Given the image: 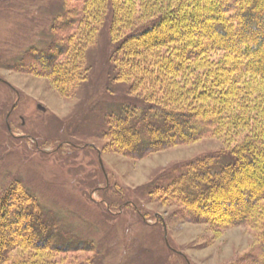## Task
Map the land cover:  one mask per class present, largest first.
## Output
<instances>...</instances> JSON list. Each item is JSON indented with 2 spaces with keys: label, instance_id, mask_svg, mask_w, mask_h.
Masks as SVG:
<instances>
[{
  "label": "trees",
  "instance_id": "trees-1",
  "mask_svg": "<svg viewBox=\"0 0 264 264\" xmlns=\"http://www.w3.org/2000/svg\"><path fill=\"white\" fill-rule=\"evenodd\" d=\"M134 1L67 0L53 21L52 41L30 48L19 65L9 67L41 73L70 91L88 75L87 47L106 28L115 80L136 92L140 104L124 106L104 136L112 149L136 160L219 133L235 109L237 117L229 118L235 136L237 129L247 131L242 142L225 156L189 163L181 176L148 194L164 205L176 203L190 223L219 230L257 227L260 254L251 264H264V93L258 87L264 85V0ZM179 17L176 33L162 29ZM198 23L202 30L196 31ZM48 217L20 182L0 193V264H46L13 259L18 248L60 254L94 248L66 237Z\"/></svg>",
  "mask_w": 264,
  "mask_h": 264
},
{
  "label": "rangeland",
  "instance_id": "rangeland-1",
  "mask_svg": "<svg viewBox=\"0 0 264 264\" xmlns=\"http://www.w3.org/2000/svg\"><path fill=\"white\" fill-rule=\"evenodd\" d=\"M66 2L0 0V193L20 182L66 237L81 238L94 248L67 254L18 248L11 253L13 259L30 257L46 264H251L260 254L257 227L219 230L190 223L176 203L164 205L158 195L148 194L181 176L189 163L217 153L225 156L242 142L247 131L237 129L235 136L229 118L237 117L235 109L226 114L219 133L136 160L112 149L105 137L117 115L140 104L136 92L115 80L114 48L106 28L87 47L88 75L71 84L70 91L41 73L9 67L19 65L30 48H45L52 41L53 21L64 13ZM134 2L139 5V0ZM182 22L179 17L162 29L176 33ZM202 25L193 28L199 31ZM258 87L264 93V85Z\"/></svg>",
  "mask_w": 264,
  "mask_h": 264
}]
</instances>
